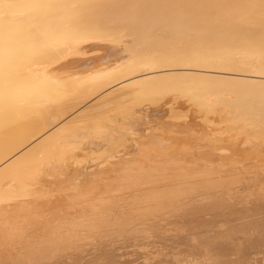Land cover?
<instances>
[{"label":"bare ground","instance_id":"6f19581e","mask_svg":"<svg viewBox=\"0 0 264 264\" xmlns=\"http://www.w3.org/2000/svg\"><path fill=\"white\" fill-rule=\"evenodd\" d=\"M0 264H264V0H0Z\"/></svg>","mask_w":264,"mask_h":264}]
</instances>
